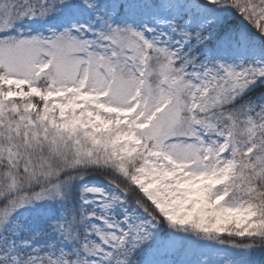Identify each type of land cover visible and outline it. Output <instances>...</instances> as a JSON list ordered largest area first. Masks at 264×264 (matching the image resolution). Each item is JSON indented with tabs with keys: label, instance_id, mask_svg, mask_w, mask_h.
Wrapping results in <instances>:
<instances>
[{
	"label": "snow or ice",
	"instance_id": "obj_1",
	"mask_svg": "<svg viewBox=\"0 0 264 264\" xmlns=\"http://www.w3.org/2000/svg\"><path fill=\"white\" fill-rule=\"evenodd\" d=\"M0 264H264V0H0Z\"/></svg>",
	"mask_w": 264,
	"mask_h": 264
}]
</instances>
